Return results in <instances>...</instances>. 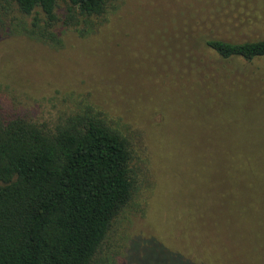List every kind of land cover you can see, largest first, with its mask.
<instances>
[{
    "label": "rangeland",
    "instance_id": "374dc122",
    "mask_svg": "<svg viewBox=\"0 0 264 264\" xmlns=\"http://www.w3.org/2000/svg\"><path fill=\"white\" fill-rule=\"evenodd\" d=\"M63 12L57 0L51 42L0 4V106L48 129L88 108L126 139L131 197L94 263L241 255L221 193L264 170V59L223 60L203 41L264 40V0H109L83 35Z\"/></svg>",
    "mask_w": 264,
    "mask_h": 264
},
{
    "label": "trees",
    "instance_id": "16d2710c",
    "mask_svg": "<svg viewBox=\"0 0 264 264\" xmlns=\"http://www.w3.org/2000/svg\"><path fill=\"white\" fill-rule=\"evenodd\" d=\"M59 1L63 25L79 27L83 35L103 18L109 0ZM2 3L30 17L26 35L55 41L57 0ZM203 44L223 60L264 59V40L209 38ZM130 173L126 139L90 109L48 129L0 106V264H95L112 222L131 197ZM235 173L221 194L235 218H228L226 231H240L242 254L223 249L219 264H264V170ZM222 208L226 214L225 204Z\"/></svg>",
    "mask_w": 264,
    "mask_h": 264
}]
</instances>
